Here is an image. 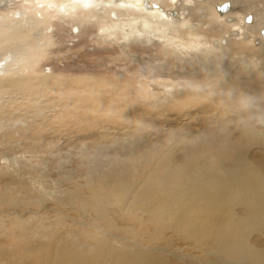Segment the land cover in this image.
Here are the masks:
<instances>
[{
  "label": "rangeland",
  "instance_id": "obj_1",
  "mask_svg": "<svg viewBox=\"0 0 264 264\" xmlns=\"http://www.w3.org/2000/svg\"><path fill=\"white\" fill-rule=\"evenodd\" d=\"M14 1L0 8V86L5 97L17 87L26 97L5 109L22 113L28 129L10 123L5 133L0 122V264L44 243L93 264H125L129 251L172 264H246L217 250L199 226L207 216L186 211L193 233L175 228L179 198L154 206L136 172L142 153L192 150L220 128L238 142L240 132H264V0H231L228 22L215 9L223 0H148L174 19L171 34L140 31L125 6L116 18L109 0L46 10ZM250 145L263 169L264 148ZM123 176L129 186L118 189ZM247 241L264 247L256 234Z\"/></svg>",
  "mask_w": 264,
  "mask_h": 264
},
{
  "label": "bare ground",
  "instance_id": "obj_2",
  "mask_svg": "<svg viewBox=\"0 0 264 264\" xmlns=\"http://www.w3.org/2000/svg\"><path fill=\"white\" fill-rule=\"evenodd\" d=\"M23 1H26L25 4H32L33 8L44 10L51 7H57V9L61 6L65 7L64 3L68 2V0ZM95 1L70 0L71 3H78L86 8L91 7ZM171 1L174 3L177 0ZM106 3H109L110 5H108L112 7L108 9L110 10L109 14L113 11L116 18L120 16L118 14L120 7L125 6L126 13L136 19L134 20L140 31H157L159 34V32L163 33L164 30L162 29L165 28V33L171 34L172 29H177V27L170 24L174 23L172 21L174 19L168 17L165 12H160L152 7L147 9L149 8L148 0H144L146 7L143 5L142 0H109ZM96 4L98 3L96 2ZM138 12L141 15L137 14ZM137 15L138 17H135ZM142 18L143 22H141ZM3 59V57L0 58V67L3 65ZM1 85L3 86L4 82L1 81ZM6 87L0 86V122L7 123L5 133H10L12 127L13 130H19L20 132L27 126V121L23 122L20 118L23 114L12 111L11 105L14 97L22 103H25L26 97L21 94L20 88L18 89L17 86H15L17 87L15 90L10 89L11 92L16 91L14 97H5ZM233 95L236 98L237 95ZM6 105H10L12 109H5ZM44 111L40 110L39 115L43 116ZM25 118L24 120H26ZM10 123L12 127L8 125ZM27 129L28 126L25 130ZM222 129L225 128L222 127ZM1 131L0 129V133ZM240 135L244 137L242 142L235 140V137L230 141V134L220 128L215 134L205 136L201 139V142L195 143L194 146L196 147L192 150H186V147H184L183 152L177 154L173 153L177 146H173L166 153L167 156L162 158L158 156L153 158L142 153L140 155L142 161L136 176L142 179L138 183L139 185L142 182L143 185L140 191L145 196L150 195L149 200L154 206H160L164 197L174 196L179 198V214L176 217V224L173 225L175 228L182 226L185 229V234L193 233L191 225L195 223V220L188 216L186 211L196 212L197 216H207L208 221L199 226L212 243H216L217 250L220 253L227 257H235L238 262L264 264V247L251 245L247 241L252 234H256L258 240L264 241V168L262 169L257 164L250 151V144L260 145L264 148V132H248L246 130L240 132ZM19 136L21 135L19 134ZM179 154H181V157H179ZM134 158L135 155L130 158L129 165L134 161ZM199 165L204 167H199ZM128 181H130L129 178L120 177L116 188H127L129 186ZM173 184L178 185V187H174ZM24 253L25 256L19 258L14 255H22L23 253L20 251L7 254L5 256L6 263L26 264L27 261L34 258L36 261L34 264H93L89 254L75 251L66 245L44 243L39 245L37 249L28 248ZM128 253L129 259L125 264H172L171 259L163 257L160 252L152 254L129 251Z\"/></svg>",
  "mask_w": 264,
  "mask_h": 264
},
{
  "label": "flooded vegetation",
  "instance_id": "obj_3",
  "mask_svg": "<svg viewBox=\"0 0 264 264\" xmlns=\"http://www.w3.org/2000/svg\"><path fill=\"white\" fill-rule=\"evenodd\" d=\"M8 1H13V2H15L14 0H0V8H2V7H6L7 5H9V2ZM150 1V0H149ZM148 1V2H149ZM208 1V0H207ZM216 4H218V5H224L223 7H222V10L220 11L217 7H216ZM215 4V9H216V11L218 12V13H222L221 15H218L217 13V16H219V17H225V20H226V22H228V21H235V15H233V16H228V14H230L231 12L232 13H234V11H235V7L233 6V4H232V1L231 0H223L222 2H220V3H216ZM11 5H14V4H11ZM145 5V4H144ZM245 20L247 21V22H252L253 21V15L251 14V13H247L246 15H245ZM231 24V23H230ZM226 25H228V24H226ZM258 34H261V35H259V37H260V40L261 39H263L264 40V37H263V35H264V23H263V27L261 28V29H259V33ZM256 40V39H255ZM264 42V41H263Z\"/></svg>",
  "mask_w": 264,
  "mask_h": 264
},
{
  "label": "water",
  "instance_id": "obj_4",
  "mask_svg": "<svg viewBox=\"0 0 264 264\" xmlns=\"http://www.w3.org/2000/svg\"><path fill=\"white\" fill-rule=\"evenodd\" d=\"M224 5L222 4V5H218V4H216V7L221 11L222 10V7H223Z\"/></svg>",
  "mask_w": 264,
  "mask_h": 264
}]
</instances>
